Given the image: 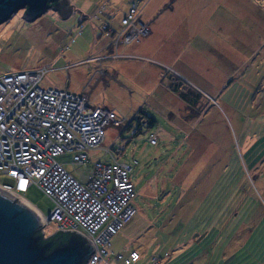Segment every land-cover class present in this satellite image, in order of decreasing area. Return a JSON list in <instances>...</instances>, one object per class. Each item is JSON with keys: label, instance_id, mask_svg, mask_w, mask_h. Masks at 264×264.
Returning <instances> with one entry per match:
<instances>
[{"label": "rangeland", "instance_id": "rangeland-1", "mask_svg": "<svg viewBox=\"0 0 264 264\" xmlns=\"http://www.w3.org/2000/svg\"><path fill=\"white\" fill-rule=\"evenodd\" d=\"M182 1L159 6L153 30L131 42L155 48L165 60L164 76L150 62L128 59L123 82L92 91L102 92L103 104L114 106L120 119L105 125L83 163L70 162L68 151L55 157L76 174L95 159L131 164L135 209L109 239L113 252L134 248L139 255L124 263L110 252L107 264H149L153 256L154 264H264V0ZM101 4L118 17L127 0ZM20 13L17 8L0 21V71L34 67L55 53L51 64H60L89 51L88 22L75 32V15L62 17L50 7L32 19ZM82 69L68 70L69 89L77 88ZM61 76L48 68L39 84H62ZM137 110L153 121L141 120L142 130L132 135V125L125 127ZM0 180L10 178L0 174ZM20 194L47 213L51 200L36 185ZM41 229L50 233L53 221Z\"/></svg>", "mask_w": 264, "mask_h": 264}, {"label": "built area", "instance_id": "built-area-1", "mask_svg": "<svg viewBox=\"0 0 264 264\" xmlns=\"http://www.w3.org/2000/svg\"><path fill=\"white\" fill-rule=\"evenodd\" d=\"M142 4L127 0L126 10L118 19L120 25L111 32L113 41L137 39L147 30L138 16ZM47 68L46 62L0 71V174L10 178L0 180V186L24 200L20 192L30 183L46 194L51 200L46 214L33 205L41 213L42 223L52 220L54 229H77L92 242L93 248L82 264H107L110 252L129 263L138 257L137 250L113 252L109 237L135 209L131 164L115 157L95 159L86 172L77 167L76 174L55 157L68 151L70 162L83 163L85 149L97 145L105 125L120 117L112 107L89 103L83 91L40 85ZM147 139L153 143L155 135L149 131ZM158 259L153 256L149 264Z\"/></svg>", "mask_w": 264, "mask_h": 264}, {"label": "water", "instance_id": "water-1", "mask_svg": "<svg viewBox=\"0 0 264 264\" xmlns=\"http://www.w3.org/2000/svg\"><path fill=\"white\" fill-rule=\"evenodd\" d=\"M47 7L61 16L70 10L66 0H0V21L17 8L32 19ZM41 224V213L30 202L0 186V264L83 263L93 245L81 231L57 227L43 234Z\"/></svg>", "mask_w": 264, "mask_h": 264}, {"label": "crops", "instance_id": "crops-1", "mask_svg": "<svg viewBox=\"0 0 264 264\" xmlns=\"http://www.w3.org/2000/svg\"><path fill=\"white\" fill-rule=\"evenodd\" d=\"M148 1L149 0L143 1L144 3L141 5L138 12L140 20H142L147 26V30L143 33V38L146 37L153 30V27L156 26L154 23V17L156 15L155 11L159 9V6L169 2L175 4H181L183 2L182 0H153L154 2L151 3V5H148ZM66 2L70 5V10L62 17L75 15V22L73 23V27L76 30L75 32L79 31L85 22H88L92 32V39L87 54L85 53L79 58L52 65L51 61L57 56V53H55L50 60L42 62L49 63V68H51L54 73L63 74V76H61V79H63L62 84L47 85L64 87L70 91H83L89 103L105 105L103 104L105 97L102 92L100 94H98V92L92 94V91L97 87V85L100 86L98 91H101L103 85L108 84L110 81L119 84L123 82V79L126 78H123L125 76H122V68L125 67L128 59L145 60L143 62H150L156 66V74L160 73V78L164 76L163 70L166 67L163 64L165 63V60L153 53L155 48L151 50H148V48L143 49L139 47L138 44L131 43L133 40L126 42H115L112 40L113 33L111 32L113 29H117L120 24L118 20L119 16L114 17L116 14L111 13L110 11L112 10L110 8L106 5L102 6L101 2L105 3L108 2V0L94 1V6L90 12H87L86 10L88 5L91 4V0H66ZM160 8H162V6ZM52 9L61 16L56 7H53ZM115 21L117 23V27L114 28L112 22ZM105 30L108 33H105ZM135 41L139 42L140 38ZM129 43H131V46L126 45ZM76 66H82L83 73L78 79H75L77 80V88L72 90L67 87L68 70ZM177 75V78L185 79L181 76V74L177 73ZM130 81L134 82V79H127L126 82L130 83ZM126 82L124 85H128ZM110 107L116 111L114 106Z\"/></svg>", "mask_w": 264, "mask_h": 264}, {"label": "trees", "instance_id": "trees-1", "mask_svg": "<svg viewBox=\"0 0 264 264\" xmlns=\"http://www.w3.org/2000/svg\"><path fill=\"white\" fill-rule=\"evenodd\" d=\"M179 80L181 82L182 79H179ZM169 85L172 90L176 91L181 98H183L186 102H188V97L186 96V92L182 91L177 86V83L174 79L169 80ZM138 112H141V110H137L135 113H133L130 116L129 120L126 122V127H125L126 129L130 128L132 125L131 130H130V134L132 135L142 130L141 123H140L141 120H144L143 123L145 124V126L150 125L153 121L152 117L145 114L143 111L141 112V114Z\"/></svg>", "mask_w": 264, "mask_h": 264}]
</instances>
